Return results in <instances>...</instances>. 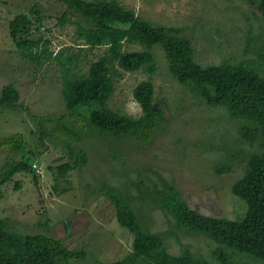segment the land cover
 Here are the masks:
<instances>
[{
  "label": "rangeland",
  "instance_id": "374dc122",
  "mask_svg": "<svg viewBox=\"0 0 264 264\" xmlns=\"http://www.w3.org/2000/svg\"><path fill=\"white\" fill-rule=\"evenodd\" d=\"M117 1L154 26L181 28L180 35L190 40L194 59L201 66L251 63L264 75V5L260 0ZM33 9L39 11L38 16L30 13ZM66 10L61 0H0V92L7 84L19 92L16 109L0 107V138L23 136L19 150L0 146V172L7 162L26 159L31 163L29 170L15 173L0 186V218L14 232L47 234L70 250L85 252V257L61 264L116 262L131 251L133 235L117 221L107 195L106 186H110L131 199L142 227L159 234L171 254L189 252L220 264L217 253L221 250L232 261L262 264L178 225L160 205L158 192L172 187L200 214L232 220L242 217L246 204L231 187L243 175L248 155L264 148L258 139L251 144L241 135L242 118L232 117L224 106L207 105L180 84L159 45L149 49L152 70L112 68L114 91L106 102L109 109L136 119L141 108L133 90L140 82H151L152 101L164 119L150 139L85 132L84 138L72 144L85 150L87 163L57 175L58 166L69 160L66 143L55 137L40 140L32 116L65 113L64 69L68 68L69 76L86 74L107 49L91 48L78 39V18L68 13L60 21ZM18 14L31 19L23 37L49 41L50 60L38 65L21 55L8 28ZM143 49L127 41L122 46V51ZM69 56L71 62H67ZM54 125L47 123L50 128Z\"/></svg>",
  "mask_w": 264,
  "mask_h": 264
},
{
  "label": "trees",
  "instance_id": "16d2710c",
  "mask_svg": "<svg viewBox=\"0 0 264 264\" xmlns=\"http://www.w3.org/2000/svg\"><path fill=\"white\" fill-rule=\"evenodd\" d=\"M61 1L67 10L60 21L64 22L68 13L75 15L79 20L76 22L77 38L91 48L106 46L107 49L100 59L91 63L86 74L69 76L68 68L64 69L62 96L65 113L32 116L38 126L40 140L55 137L66 143L69 160L58 166V176L80 169L87 163L85 150L72 144L74 140L84 138L85 132L145 141L150 139L152 131L164 119L152 101L151 82H140L133 90L134 99L141 108V115L136 119L109 109L106 102L114 91L112 68L117 65L126 72L144 67L152 70L153 56L149 49L154 45L163 49L168 69L180 84L207 105L224 106L232 117L242 118L241 135L251 144L258 139L264 148V75L260 74L258 66L244 62L201 66L194 59L190 40L180 35L181 28L154 26L132 10L125 9L117 0ZM260 2L264 5V0ZM30 13L39 15L36 9ZM30 25L31 19L27 14H18L9 21V35L23 57L41 65L44 60L51 59L52 53L47 48L49 41L23 37ZM124 41L137 43L144 49L122 51ZM60 55L54 58L58 59ZM261 59L264 66V54ZM71 60L69 56L67 62ZM59 63L65 64L61 60ZM18 100L19 92L12 84L2 87L0 107L16 109ZM47 123L55 125L50 128ZM22 137L17 133L0 138V146L19 150ZM30 165L26 159L5 163L0 172V186L15 173L29 170ZM106 187L116 209L117 221L132 233L133 241L131 251L122 260L98 264H213L193 257L189 252L180 255L168 252L159 234L142 227L131 199L117 188ZM231 190L246 204L245 214L233 220L190 209L172 187L158 193L161 195V207L178 225L264 264V152L248 155L245 171L233 183ZM217 256L220 264H249L232 261L221 250ZM83 257V250H70L56 237L14 232L8 228L6 220L0 218V264H61Z\"/></svg>",
  "mask_w": 264,
  "mask_h": 264
}]
</instances>
